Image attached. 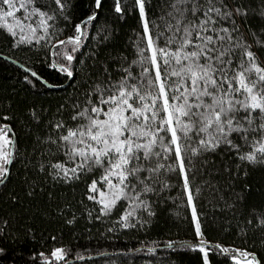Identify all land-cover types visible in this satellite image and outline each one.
<instances>
[{"label":"snow or ice","instance_id":"1","mask_svg":"<svg viewBox=\"0 0 264 264\" xmlns=\"http://www.w3.org/2000/svg\"><path fill=\"white\" fill-rule=\"evenodd\" d=\"M129 16L131 53H113L110 20ZM0 35L29 54L0 51L17 83L33 97L63 93L48 105L0 98V196L13 206L0 208V264L85 260L43 231L25 255L38 242L30 211L118 238L146 233L169 201L190 210L191 238L127 253L162 247L195 254L194 264H264V205H248L247 182L264 169V0H0ZM205 192L231 214L224 231L235 228L240 245L208 238ZM38 194L46 207L25 204Z\"/></svg>","mask_w":264,"mask_h":264},{"label":"trees","instance_id":"2","mask_svg":"<svg viewBox=\"0 0 264 264\" xmlns=\"http://www.w3.org/2000/svg\"><path fill=\"white\" fill-rule=\"evenodd\" d=\"M80 2L81 5H83L86 4L88 0H80ZM107 7L106 4L105 10H107ZM110 23H112L113 28L118 29V31L115 33L114 40L109 44L108 50H111L113 53L120 51L130 55L131 48L127 47V42L129 37L133 34V29L138 30L137 19L133 16H129L121 21L110 20ZM0 51H3L5 55H13L22 61L25 56L29 55L22 51L11 50L8 47L7 40L2 35H0ZM104 51V49H101V54H103ZM14 77H16L15 66L0 64V98L7 97L20 103H23L25 100L35 99L38 103L48 105L50 103H55L56 99L63 95L62 92L53 90L46 95L33 97L26 88L16 82ZM48 78L50 81L55 79L54 77ZM20 110L22 111L23 107H21ZM247 182L252 185L251 193L248 197V205H264V169L252 171ZM13 185L17 193L22 192L21 181L18 178H14L10 187ZM63 191H69L70 193V190L57 189V192ZM5 192H7V190H5ZM173 195H175V193H173ZM23 198L26 205L31 203L33 207H46L44 204L46 195L40 196L38 194L37 197L31 201L26 196ZM206 199H210L207 192L204 193V198L198 201V208L206 214L204 222L208 238L213 241L219 240L222 243L234 242L240 245L241 241L235 236V228H231L227 232L224 231L227 227L224 221L229 220L231 214L213 210L211 203H206ZM2 201L3 197L0 196V208L10 210L13 207L10 203L4 204ZM176 203L178 204L180 201ZM15 209L17 212L21 211L19 205L15 206ZM177 211L181 213L179 217L175 215ZM29 214L34 217L31 221V226L37 232L38 242L35 244L31 242L26 244L24 248L25 255L28 254V249H40L39 241L42 239L40 233L43 231L44 236H48L49 234L55 235L57 237V244L62 242L78 247L84 257L97 256V253H108V255L78 261L76 264H105V260L109 258L116 259L118 256L123 258L125 254L128 256V264H149V262H151V264H169V261L171 264H194L195 254L184 251L173 253L172 250H166L162 247L157 248L154 253H148L146 248L142 252L127 253V249L129 248L135 249L143 247L140 243L141 241L150 244L152 241L162 243L168 239L183 240L191 238L192 234L189 226L190 210L186 207L177 209L172 201H169L167 205L158 210V215L153 225L146 233L124 231L118 238L115 235L109 238V234L107 233L101 236L100 233L104 232V226L100 224L86 225L84 221H80L75 227L69 228L68 226H64L62 221L43 216L39 211H30ZM209 217H211V219H209ZM25 220H27V216H25ZM89 228L91 231H88ZM72 233H76L78 239H74ZM50 246L51 241L44 245L45 248ZM84 249L88 251H84Z\"/></svg>","mask_w":264,"mask_h":264},{"label":"water","instance_id":"3","mask_svg":"<svg viewBox=\"0 0 264 264\" xmlns=\"http://www.w3.org/2000/svg\"><path fill=\"white\" fill-rule=\"evenodd\" d=\"M102 255H108V253H103ZM102 255H97V256H102ZM97 256H85V260L93 258V257H97Z\"/></svg>","mask_w":264,"mask_h":264}]
</instances>
